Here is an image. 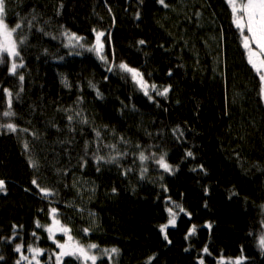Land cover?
I'll return each instance as SVG.
<instances>
[{
  "label": "trees",
  "instance_id": "trees-1",
  "mask_svg": "<svg viewBox=\"0 0 264 264\" xmlns=\"http://www.w3.org/2000/svg\"><path fill=\"white\" fill-rule=\"evenodd\" d=\"M5 3L0 264L68 236L95 264H264V85L227 0Z\"/></svg>",
  "mask_w": 264,
  "mask_h": 264
},
{
  "label": "snow or ice",
  "instance_id": "snow-or-ice-1",
  "mask_svg": "<svg viewBox=\"0 0 264 264\" xmlns=\"http://www.w3.org/2000/svg\"><path fill=\"white\" fill-rule=\"evenodd\" d=\"M159 2L167 7L165 4V0H159ZM227 3L231 7V11L234 17V23L237 27V29L241 32V35L243 37V47L247 52L248 57V63L251 65V67L256 71V73L259 75V79L264 85V0H227ZM6 13V3L5 0H0V54H6L7 57L15 58L20 57V52L17 50V44L12 40V33L16 31V29L20 28V24H16L15 28L9 29L7 24L5 23L4 17ZM245 30L247 34H245ZM104 33H98L97 34V46L95 48L96 51H100L102 49V45L100 43V37L103 36ZM75 39H79L78 37H73ZM141 44L144 43L143 40L140 41ZM253 45H255V48H253ZM101 59H104V57H101ZM0 62H3L2 56H0ZM22 66V65H21ZM16 63L13 62L11 66V71L15 74L16 70ZM119 67L122 70H126L127 72L132 74V77L134 80L140 75L135 69L129 68L125 64H120ZM22 81L24 79L23 76L19 77ZM138 83L141 84V87H144V83L142 81H138ZM155 87V86H153ZM168 89H164L163 93H160V95H165L167 93ZM147 91L145 90V95H147ZM262 94H264V88H262ZM11 94L9 93V96ZM11 103V101H9ZM4 116H11L13 113L11 112H5L3 114ZM3 127H6L9 131H16L15 125L12 123H8L6 125H3ZM97 135H99L97 133ZM27 147V145H25ZM191 155V153H189ZM98 160H102L103 157H97ZM140 159L144 160L146 157L141 153ZM158 163L160 167H162L165 171H170V166L165 162L164 157L161 156L158 160ZM33 183H36L33 181ZM4 190V181L0 180V191ZM41 192H43L45 195H48L49 192L46 189H40ZM171 212V210H169ZM183 211V209H181ZM53 213H56V209H52ZM53 223L58 225L59 221L53 219ZM175 223V216L173 215L172 218L169 220V224ZM39 226V225H38ZM49 238H53V228L49 227ZM57 230L62 231L63 233L67 234L69 230L64 227H60ZM164 230L163 228L161 229ZM87 231V230H85ZM194 231V229H193ZM165 239L167 237L165 236ZM72 238L71 236H68V241H66L64 244L57 243V247L61 249L60 253L57 255V264H60V258L62 256H76L77 259L83 258L84 261L91 260L92 264H95L96 257L93 255H89L88 249L96 248L97 246L95 244H91L87 246V249L83 246H79L76 243L71 242ZM55 242V241H54ZM262 244H264V240L261 241ZM17 252L21 251V246L17 245L16 249ZM29 251L33 252L32 259L36 261V264H40L39 259H37L38 256L43 254V250L39 248H30ZM107 251V250H106ZM205 252H207V248L204 249ZM111 252L116 253L118 252L117 249L113 248L111 249ZM23 259H27L26 257H22ZM2 259V257H0ZM19 264V261L17 262ZM31 264V262H30ZM201 264H203V261H201ZM233 264H242V258L236 259Z\"/></svg>",
  "mask_w": 264,
  "mask_h": 264
},
{
  "label": "rangeland",
  "instance_id": "rangeland-1",
  "mask_svg": "<svg viewBox=\"0 0 264 264\" xmlns=\"http://www.w3.org/2000/svg\"><path fill=\"white\" fill-rule=\"evenodd\" d=\"M11 38H12V40L14 41V35H13V33H12V37H11ZM0 39H2V37H0ZM14 42H15V41H14ZM12 60H15V59L12 58Z\"/></svg>",
  "mask_w": 264,
  "mask_h": 264
}]
</instances>
